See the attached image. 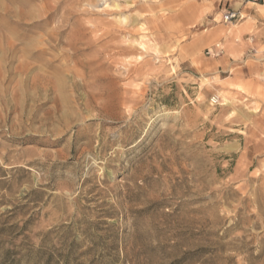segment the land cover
<instances>
[{"label":"rangeland","instance_id":"rangeland-1","mask_svg":"<svg viewBox=\"0 0 264 264\" xmlns=\"http://www.w3.org/2000/svg\"><path fill=\"white\" fill-rule=\"evenodd\" d=\"M235 2L0 0V264H264V3L242 32Z\"/></svg>","mask_w":264,"mask_h":264},{"label":"crops","instance_id":"crops-1","mask_svg":"<svg viewBox=\"0 0 264 264\" xmlns=\"http://www.w3.org/2000/svg\"><path fill=\"white\" fill-rule=\"evenodd\" d=\"M262 2V3H261ZM264 3V0H261L259 3H248V4H240L238 2H235V4L232 6L231 4H229L227 7L223 8L222 9V13H221V17H222V14L225 12V11H230V10H236L239 12V19L236 21V22H233V23H239L241 21H243L238 27L240 29V31H246L247 28L249 27V24H248V20L250 19V12L251 10L253 9L254 6L258 5V4H263ZM257 7V6H256ZM262 7V6H260ZM258 8V7H257ZM247 19V20H245ZM237 27V28H238ZM219 33V32H218ZM218 33L214 34L212 38H216ZM251 38V37H249ZM228 40V36H226L224 39H223V42L225 43L226 41ZM252 40V39H250ZM254 40V39H253ZM220 45H222V43H219ZM216 44L212 45L210 47L209 50H211L213 53L216 52V49L214 48ZM220 56V55H219Z\"/></svg>","mask_w":264,"mask_h":264},{"label":"built area","instance_id":"built-area-1","mask_svg":"<svg viewBox=\"0 0 264 264\" xmlns=\"http://www.w3.org/2000/svg\"><path fill=\"white\" fill-rule=\"evenodd\" d=\"M260 1L261 0H237V2L240 4H248V3H256L257 4ZM238 19H239V12L236 10L225 11L221 17L222 22L225 24H232L233 22H236ZM214 48L216 49L215 53H213L211 50H208L206 52V55L218 57L219 55L222 54L223 50L219 44L215 45Z\"/></svg>","mask_w":264,"mask_h":264},{"label":"bare ground","instance_id":"bare-ground-1","mask_svg":"<svg viewBox=\"0 0 264 264\" xmlns=\"http://www.w3.org/2000/svg\"><path fill=\"white\" fill-rule=\"evenodd\" d=\"M256 6H257V7H260V6H263V5L258 4V5H256ZM141 47L144 48V45L142 44Z\"/></svg>","mask_w":264,"mask_h":264}]
</instances>
